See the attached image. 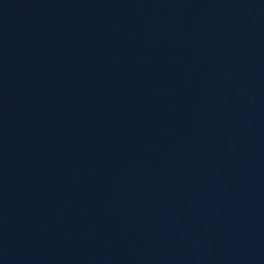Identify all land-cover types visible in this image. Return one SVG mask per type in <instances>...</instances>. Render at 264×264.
Listing matches in <instances>:
<instances>
[{
    "label": "water",
    "instance_id": "95a60500",
    "mask_svg": "<svg viewBox=\"0 0 264 264\" xmlns=\"http://www.w3.org/2000/svg\"><path fill=\"white\" fill-rule=\"evenodd\" d=\"M0 264H264V0H0Z\"/></svg>",
    "mask_w": 264,
    "mask_h": 264
}]
</instances>
